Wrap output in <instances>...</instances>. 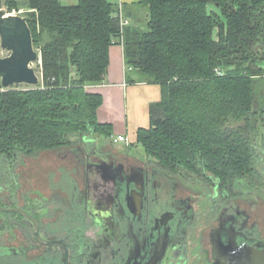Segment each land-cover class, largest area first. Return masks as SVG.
<instances>
[{
  "label": "trees",
  "instance_id": "obj_1",
  "mask_svg": "<svg viewBox=\"0 0 264 264\" xmlns=\"http://www.w3.org/2000/svg\"><path fill=\"white\" fill-rule=\"evenodd\" d=\"M139 3L145 27L121 31L109 0H26L41 80L0 90V157L53 150L88 131L111 137L112 124L97 117L101 94L86 88L103 81L120 43L125 65L161 88L149 125L136 130L146 156L171 170L200 165L235 187L253 172L252 135L264 128V0Z\"/></svg>",
  "mask_w": 264,
  "mask_h": 264
},
{
  "label": "flooded vegetation",
  "instance_id": "obj_2",
  "mask_svg": "<svg viewBox=\"0 0 264 264\" xmlns=\"http://www.w3.org/2000/svg\"><path fill=\"white\" fill-rule=\"evenodd\" d=\"M64 146L48 193L22 182L17 157L0 170V207L13 209L0 210V264H226L229 244L264 246V198L244 179L233 197L219 182L205 191L199 211L202 193L179 170L94 138Z\"/></svg>",
  "mask_w": 264,
  "mask_h": 264
},
{
  "label": "rangeland",
  "instance_id": "obj_3",
  "mask_svg": "<svg viewBox=\"0 0 264 264\" xmlns=\"http://www.w3.org/2000/svg\"><path fill=\"white\" fill-rule=\"evenodd\" d=\"M18 4V8H11L9 9L7 0H0V9H3L6 13H11L14 10L19 11L20 9L24 12L22 14H26L27 11H30L26 7V0H16ZM61 4L68 5V4H74L77 2V0H60ZM23 16V15H22ZM35 50L39 53V49L34 47ZM0 55L5 56L8 55L7 51L3 50L0 47ZM40 65L39 62H34L32 66L35 68V71L37 72L40 80H41V72L38 69V66ZM126 66V65H125ZM126 69L128 70V67L126 66ZM263 86V83L261 84ZM15 87L20 88H26L31 87L25 84H18V85H12ZM11 86V87H12ZM88 87V86H87ZM87 89V88H86ZM141 106V104H139ZM144 123L146 126H148L149 122L147 121V118ZM144 127V126H142ZM128 128H130L128 126ZM133 128V127H131ZM134 129V128H133ZM124 131V126L120 124H115L113 128V133L111 137H107L105 135L96 134L92 131H88L84 135L79 134H72L69 136V141L71 143H76L78 140H80L81 137H86V139H95L97 145L101 147H105L107 150H111L113 153L119 154V155H129L133 158H146V154L144 153L141 146L136 143V138L133 136L130 137L129 135L128 139L131 141L130 144H125L124 142L116 141L115 138L119 135L118 133ZM128 133H132L129 129ZM252 145L251 146V162L253 167V172L251 174H248L247 178L245 179V183H243L244 187H253L256 190V193H259V199L264 198V128H259L257 133L252 135ZM68 144V145H69ZM73 146V145H70ZM61 149H67L65 146H61L59 148H53L49 150H42L39 151L33 155L26 156V154H19L17 156V160L14 161V169L17 170V168H20V173L22 175L21 179L24 183L28 175L31 178L32 187L39 188L40 191L44 193H48L47 191L49 188H51V181H56L61 177L60 173L63 170L61 167L65 165L66 159H63L61 155ZM152 159V158H151ZM155 161L154 159H152ZM20 166V167H19ZM197 171H191L187 170L185 168H179V171H181L184 175H189L188 180H184L187 184H192L195 190H198L202 193V195L195 197L197 201V207L199 211H203L207 206V200L204 199V193L205 191L211 190L215 184L218 183V179L215 177V175L206 168H201L200 165H197ZM0 170L11 172L13 171L11 166V161L7 160L5 157L0 158ZM212 177V179H210ZM34 180V181H33ZM211 180L213 183H208V181ZM30 181V182H31ZM190 181V182H189ZM239 180L238 182H240ZM237 182L236 186L233 188H228L232 191V197L236 195L237 190H239L237 187H239V183ZM189 184V185H190ZM229 190V191H230ZM39 191V192H40ZM261 210L264 209V204L261 205ZM201 220V219H200ZM264 228V227H263Z\"/></svg>",
  "mask_w": 264,
  "mask_h": 264
},
{
  "label": "crops",
  "instance_id": "obj_4",
  "mask_svg": "<svg viewBox=\"0 0 264 264\" xmlns=\"http://www.w3.org/2000/svg\"><path fill=\"white\" fill-rule=\"evenodd\" d=\"M109 1L121 8L123 15L129 20V26L145 27L148 12L139 0ZM126 66L122 45L112 44L109 49V66L103 81L96 85L91 84L87 90L99 93L103 98L97 112L98 120L112 124L113 128L115 124L121 123L124 131L118 134L129 135L130 139L131 136L136 138V130L139 127H147L144 123H147L146 118L149 121L148 105L160 100L161 88L159 84L142 81L137 70L131 68L127 70ZM129 129L132 133H128Z\"/></svg>",
  "mask_w": 264,
  "mask_h": 264
},
{
  "label": "water",
  "instance_id": "obj_5",
  "mask_svg": "<svg viewBox=\"0 0 264 264\" xmlns=\"http://www.w3.org/2000/svg\"><path fill=\"white\" fill-rule=\"evenodd\" d=\"M30 27L23 16L19 14H6L0 9V47L7 51L8 55H0V87L25 84L36 86L40 78L32 64L41 62L32 40ZM0 210H13L0 207ZM21 211V210H20ZM23 212V211H22ZM28 216L25 212H23ZM29 217V216H28ZM157 257L148 263L156 264ZM226 264H264V246L241 245L227 246ZM63 264H68L64 261ZM125 264H141L140 262Z\"/></svg>",
  "mask_w": 264,
  "mask_h": 264
},
{
  "label": "built area",
  "instance_id": "obj_6",
  "mask_svg": "<svg viewBox=\"0 0 264 264\" xmlns=\"http://www.w3.org/2000/svg\"><path fill=\"white\" fill-rule=\"evenodd\" d=\"M24 11L23 10H19V11H13L11 13H6V14H19V15H22ZM117 16H118V19H119V25H120V29L121 31L124 29L125 26H129V20L123 15L122 11H121V8L118 7V11H117ZM130 69V68H129ZM5 89L4 87H0V90H3ZM116 141H120V142H124L125 144H130L131 141L128 139V137H126V135H118L116 138H115Z\"/></svg>",
  "mask_w": 264,
  "mask_h": 264
},
{
  "label": "bare ground",
  "instance_id": "obj_7",
  "mask_svg": "<svg viewBox=\"0 0 264 264\" xmlns=\"http://www.w3.org/2000/svg\"><path fill=\"white\" fill-rule=\"evenodd\" d=\"M20 16V15H19ZM22 16V15H21ZM24 17V16H23Z\"/></svg>",
  "mask_w": 264,
  "mask_h": 264
}]
</instances>
